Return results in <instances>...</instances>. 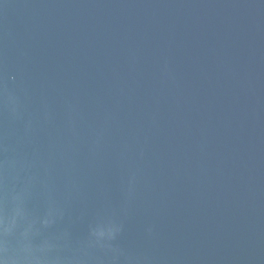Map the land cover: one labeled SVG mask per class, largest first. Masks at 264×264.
Returning <instances> with one entry per match:
<instances>
[{"label": "water", "instance_id": "95a60500", "mask_svg": "<svg viewBox=\"0 0 264 264\" xmlns=\"http://www.w3.org/2000/svg\"><path fill=\"white\" fill-rule=\"evenodd\" d=\"M0 264H264V0H0Z\"/></svg>", "mask_w": 264, "mask_h": 264}]
</instances>
